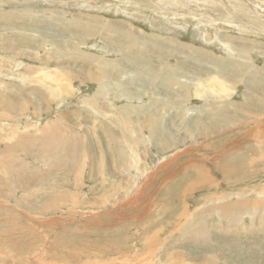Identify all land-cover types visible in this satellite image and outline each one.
Masks as SVG:
<instances>
[{"label":"rangeland","instance_id":"rangeland-1","mask_svg":"<svg viewBox=\"0 0 264 264\" xmlns=\"http://www.w3.org/2000/svg\"><path fill=\"white\" fill-rule=\"evenodd\" d=\"M0 264H264V0H0Z\"/></svg>","mask_w":264,"mask_h":264},{"label":"crops","instance_id":"crops-1","mask_svg":"<svg viewBox=\"0 0 264 264\" xmlns=\"http://www.w3.org/2000/svg\"><path fill=\"white\" fill-rule=\"evenodd\" d=\"M219 118H221V117H219Z\"/></svg>","mask_w":264,"mask_h":264}]
</instances>
